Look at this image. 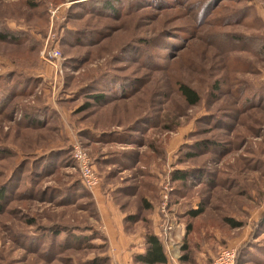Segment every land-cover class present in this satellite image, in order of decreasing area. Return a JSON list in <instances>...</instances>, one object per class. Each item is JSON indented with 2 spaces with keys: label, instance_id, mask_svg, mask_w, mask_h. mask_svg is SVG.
<instances>
[{
  "label": "rangeland",
  "instance_id": "obj_1",
  "mask_svg": "<svg viewBox=\"0 0 264 264\" xmlns=\"http://www.w3.org/2000/svg\"><path fill=\"white\" fill-rule=\"evenodd\" d=\"M130 1L114 2L111 14L95 0H0V26L20 38L0 40V188L10 190L0 264L99 263L116 250L111 228L145 235L158 216L179 264H213L233 247L238 264H264L263 96L237 111L264 90V56L248 38H264V0ZM45 49L60 58L43 60ZM20 80L34 85L3 102ZM181 83L198 91L197 105ZM120 89L126 94L113 96ZM47 107L55 116L43 125L26 119ZM74 144L93 163V191ZM177 171L190 174L186 183L172 180ZM197 208L202 214L188 216ZM187 225L191 261L183 263V245L172 243Z\"/></svg>",
  "mask_w": 264,
  "mask_h": 264
},
{
  "label": "trees",
  "instance_id": "obj_2",
  "mask_svg": "<svg viewBox=\"0 0 264 264\" xmlns=\"http://www.w3.org/2000/svg\"><path fill=\"white\" fill-rule=\"evenodd\" d=\"M95 1L102 2L104 9L109 13L111 12V14H114L115 12H117V10H119L118 6H116V4L114 2H116L117 5H120V0H113V1L112 0H95ZM126 1L132 2L130 0H126ZM242 1H244V2L246 1L245 3H247L248 1H251V0H242ZM129 2L127 3V9H132L133 6H131V5L133 2L132 3H129ZM157 4H160V3H157ZM161 4L164 5V2H161ZM211 7H212V5H210L208 7L206 6V9L205 8H204L205 10L203 9V11H204L203 13H206L208 8L210 10ZM250 7L251 6L248 5L247 9H250ZM245 8H244V11L242 9L243 14L247 13V11H248ZM201 16H202V13H200L199 17H201ZM201 22H199V23H201ZM217 36L218 35H216V37ZM220 37L221 36H219L218 38H220ZM208 38H210V39H207V37H206L207 42H209V43L212 42L213 37L209 36ZM248 38L252 42L254 49H256V51L260 55L264 56V38L263 37H248ZM7 39H12V41H17V42L20 40V38L13 35V32L9 31L8 29L4 28L3 26H0V40H7ZM224 39L226 40V38H224ZM215 40H216L215 42L218 41V39H216V38H215ZM233 40L237 41L239 39H233ZM112 80L114 82H117L118 84H120V88H121V85L124 84V81L121 79L116 80L113 78ZM126 80H128V79H126ZM127 83H128V81L125 84H127ZM24 84H28L29 86H33L34 82L22 81V80L18 81L15 85H12V87H10V88H12V90L10 93H7L9 95H4L5 100L3 102L6 103L8 101V99H12L13 97H16L17 94L20 95L21 93L26 91V90L19 89ZM108 89H112V88L110 87ZM179 90H180L181 94L184 96V98L186 99L187 103H189L190 105H197L200 102L201 97H200V95L196 89L190 87L187 84L181 83L179 86ZM124 94H126V92L124 93L122 91L120 94H116L113 96L122 97V96H124ZM257 95H261L264 98V90L261 88L256 90L254 92L251 100L255 101L253 99H255V97ZM93 97H95L99 101H102L103 99L107 98V95L104 93H97V94H94ZM262 104L263 103H260V101L251 102L249 104L247 103L246 106H243L242 108L240 107L237 111L242 113V112L246 111L247 109L249 110L253 107H258ZM34 114H37V116H39L40 118L33 119L32 115H34ZM53 116H55V111H53L51 108L47 107L46 109L43 108L42 112H37V111H35V109L30 110L26 119L32 120L31 121L32 125H43L45 122V121H43L44 118H46L48 120V119H52ZM42 117H43V119H42ZM234 118H235V116H234ZM98 135L99 136H96V139H99L100 136L102 135V133H99ZM90 137H91V135H90ZM4 153L5 152H2L1 155H3ZM189 156L193 157L195 155L194 154L192 155V153H191ZM189 176H190V174L187 172L177 171L173 174L172 180L186 183ZM82 190H83V188H82ZM8 193H10V190L8 187L4 186V187L0 188V213L2 211V203L1 202L7 198ZM83 194H87V192H85L83 190ZM144 204H145V207L147 208V210L148 209L150 210L152 208V205L149 202L146 201ZM203 211H204L203 208L192 209L188 212V216H190L191 218H196L200 214H202ZM131 221H134V218H131ZM228 221L232 225V227H234V228L241 226L240 222H237L235 220L229 219ZM64 230H66V229H64ZM91 230H93V229H91ZM190 230H191V225H187V231H186L185 238L183 241V246H182V251H183V253H185V255H183L181 258L183 263H187V262L191 261L190 256H189L191 246H190V243L188 242V234L190 233ZM58 233L61 234V231H59ZM59 234H57V235H59ZM90 239H91L90 235H83V236L79 237V240H81L82 242H88ZM144 249H145V251L142 254L135 256L134 260H135L136 264H168V256L166 253L165 245H164L161 237L154 232V229L153 230L150 229V230L145 232ZM239 256H240V250H238L236 264H238ZM109 259H111V257L107 254L105 259H99L98 260L99 263H95V264H106Z\"/></svg>",
  "mask_w": 264,
  "mask_h": 264
},
{
  "label": "crops",
  "instance_id": "obj_3",
  "mask_svg": "<svg viewBox=\"0 0 264 264\" xmlns=\"http://www.w3.org/2000/svg\"><path fill=\"white\" fill-rule=\"evenodd\" d=\"M157 222L160 223L159 216L154 218V229H155L154 232L158 235L157 230H158L159 223L157 224ZM121 225L122 224H120L119 226L122 227ZM111 229H110L111 230L110 232H112L111 235L113 239L109 235V229L107 230L104 228L103 231L105 232L106 236L109 235V238L111 241V248L113 249L112 245L116 248L115 252L110 250L108 253L111 259L112 258L114 259V264H135V260H134L135 256L142 254L145 251L144 235L143 234L134 235V236L131 235L132 236L131 237L125 234L124 232L120 234H115L113 231L114 228H111ZM185 234H186V231L184 230L182 231L178 230V232H176L174 241L172 243L175 250H180L181 246L183 245ZM113 243H115L116 246ZM166 253L168 256V264H179V262L175 258V254H172L171 250L169 249L167 250L166 248Z\"/></svg>",
  "mask_w": 264,
  "mask_h": 264
},
{
  "label": "built area",
  "instance_id": "obj_4",
  "mask_svg": "<svg viewBox=\"0 0 264 264\" xmlns=\"http://www.w3.org/2000/svg\"><path fill=\"white\" fill-rule=\"evenodd\" d=\"M61 53L56 49H45L43 51V60L52 63L60 58ZM73 159L80 170L84 186L93 191L98 186L99 180L95 173L93 163L89 156L82 150L79 145L74 144ZM167 188V187H166ZM165 188V189H166ZM170 226H165V233L169 234ZM238 249L236 247L224 249L213 260V264H236Z\"/></svg>",
  "mask_w": 264,
  "mask_h": 264
}]
</instances>
